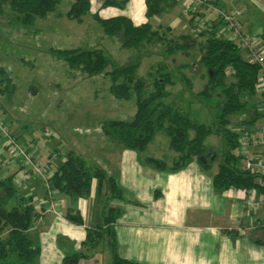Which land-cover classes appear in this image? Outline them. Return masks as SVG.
<instances>
[{
  "label": "crops",
  "instance_id": "1",
  "mask_svg": "<svg viewBox=\"0 0 264 264\" xmlns=\"http://www.w3.org/2000/svg\"><path fill=\"white\" fill-rule=\"evenodd\" d=\"M212 1L183 0V5L194 6V11L199 14L207 13L210 6L216 5L226 10L240 9L242 15L251 6L264 13V0ZM118 2L121 4V1ZM122 6L120 9L106 8V13H109L107 17L125 14L136 24L149 22L150 16L145 14V0H128L125 7ZM211 14L209 18H217ZM216 24V27H221ZM157 25L155 28L163 27ZM197 83L194 78L190 82L179 81L171 75V82L165 87L168 94L164 102L214 129V124L210 125L204 120L206 112H199L206 103L194 90ZM174 87L176 90L173 91ZM247 99L255 107L246 112V118L242 116L244 112L233 113L232 119L240 121L232 128L231 114L228 116V127L239 139L235 153L241 156L237 161L241 168L249 154L264 158V133L261 131L264 127V86L258 80L254 94L248 95ZM91 103L99 109L103 108L106 113L98 114L90 125L84 124L66 131L68 117L64 106H60L63 117L58 119L56 105L51 103V106L46 104V114H42L46 117L43 119L53 122L55 126L50 127V133L46 131L49 127L41 128L43 140L37 134L34 136V130L27 125L32 120L22 121L23 125L14 135L17 142L24 136L29 138L23 150L34 156V161L46 156L48 175L63 162L68 149H73L82 155L88 167L93 164L100 166L114 180L120 192L119 195L111 193L107 182L95 178L86 196L48 189L47 181L42 178L44 184H40L41 187L30 184L24 195L31 197L40 215L27 231L28 237L39 247V253L31 264H62L63 258L72 253L85 255L78 264H111L107 225L115 234V252L123 259L138 263L264 264V191L234 187L219 189L213 183V176L227 149L223 134L213 130L204 138L206 152L201 158L194 156L187 165L172 169L179 153L172 148L170 137L163 131H156L144 150L126 148L103 135L102 121L134 117L137 109L134 97L118 99L111 94L110 97L93 98ZM257 104L263 109L258 111ZM34 108L37 112L36 105ZM39 119L40 116L37 121ZM188 135L192 138L194 131L189 130ZM248 135L252 140L246 144ZM215 139L217 143L219 141L217 145L211 143ZM40 143H43L41 147ZM219 145L223 151L219 152V157H212ZM9 153L7 147H0V175L12 174L14 177L22 162ZM147 157L163 159L166 168L159 169L149 164ZM53 201L56 206H52ZM112 208L119 209V215L107 223L104 219L110 215ZM72 214L79 216L81 222L69 219L68 215ZM97 227L104 230L102 238L96 246L89 247L86 245L87 232Z\"/></svg>",
  "mask_w": 264,
  "mask_h": 264
},
{
  "label": "trees",
  "instance_id": "2",
  "mask_svg": "<svg viewBox=\"0 0 264 264\" xmlns=\"http://www.w3.org/2000/svg\"><path fill=\"white\" fill-rule=\"evenodd\" d=\"M59 2L60 0H0V6L9 3L13 9L21 13L19 16H13L11 22L27 26L33 22L35 16H45L53 11ZM215 2L213 0L211 3ZM105 3L120 5L117 0H106ZM174 4H176V0H146L145 14L148 17L162 14ZM205 4L207 3L205 2ZM88 10L89 0H74L67 15L79 18ZM94 17L106 35L117 36L122 40V46H132L148 41L154 35L156 36L158 30L160 34L162 32L160 27L153 29L149 22L136 24L125 14L108 17L96 14ZM167 27L169 30L170 27ZM212 27L214 26L212 25ZM207 33L209 36L201 47L200 58L204 63L203 66H207L210 71V83L222 87L224 91L214 131L223 134L227 143L223 160L217 173L213 176V183L219 189L234 187L239 189L256 188L259 191H264V185L258 182L259 177L264 180V175L259 176L237 164V161L241 159L240 154L235 153L239 146V139L228 127L230 114L246 110V104L240 96L254 94L259 76V66L247 61L239 53L233 40L224 37L218 38L214 36L213 31ZM187 35H180V41L175 43V49H171V51L187 48L190 40H183ZM156 38L159 39L158 36ZM51 51L62 58L69 68L81 70L87 76L108 75L111 80L109 90L115 98L126 100L131 97L135 98L137 109L132 119L102 121L101 130L107 139L129 149L144 150L154 133L163 131L170 137L172 148L179 153L171 166L172 169L187 165L194 156L201 158L205 154L203 141L213 131L212 127L198 123L187 114L164 102L168 94L165 87L171 82V75L168 72L164 73L166 75L154 77L153 73L149 71L148 77L152 81L151 87L148 88L145 78L135 76L139 66L137 60L125 65H116L112 58L98 47L58 48ZM228 75H231L233 80L226 83ZM189 130L194 131L192 138L188 135ZM12 156L17 159L23 158L22 156ZM146 161L159 169L166 168V162L163 159L147 157ZM23 162H25L24 158ZM94 178L100 182H107L110 192L119 195L120 192L114 180L100 166L93 164L88 167L82 155L73 149H68L63 162L47 177L46 181L48 189L54 188L71 195L86 196L90 192ZM17 187L12 174L0 175V233L7 230L5 236H0L1 264H31L39 253L38 245L28 237L27 231L40 215L36 211L31 197L18 193ZM118 215L119 209L112 208L110 215L104 221L110 223ZM68 218L81 222L80 217L75 214L68 215ZM103 232L101 227L88 230L86 245L96 246L102 238ZM106 232L109 235L111 264H145L121 258L114 250L115 234L109 225H107ZM84 256L83 253L66 255L62 264H78V261Z\"/></svg>",
  "mask_w": 264,
  "mask_h": 264
},
{
  "label": "rangeland",
  "instance_id": "3",
  "mask_svg": "<svg viewBox=\"0 0 264 264\" xmlns=\"http://www.w3.org/2000/svg\"><path fill=\"white\" fill-rule=\"evenodd\" d=\"M73 1L60 0L53 11L45 16H35L33 22L27 26L11 22L13 16H19L21 13L13 9L9 3L0 6V126L9 131L7 135H2L0 132V147H7L10 138L18 133V129L23 125L22 121L25 119L33 121L27 125L34 130V136L37 134V137L43 140L41 128L49 127L46 131L50 133V127L55 126L53 122L43 119L46 118L42 114V112L46 114V104L51 106L55 103V113L58 114V119L63 117L60 106H64L68 117L66 118L68 122L65 125L66 131H71L80 125H90L95 120L94 117L100 113H106V110L99 109L91 103V100L93 98L100 99L102 96L110 97L111 80L109 76L105 74L87 76L81 70L69 68L62 58L51 51L58 48L98 47L108 54L116 65H125L137 60L139 66L135 76L145 78L148 88L151 87L152 81L148 77L149 71L153 73L152 76L157 77L166 75L164 73H167L168 70L170 75L179 81L182 79L190 82L191 78L192 80L194 78L198 81L194 90L199 92L200 99L206 103L199 109V112L204 113L205 111L207 114L204 113V120L210 125L214 124L215 127L224 91L222 87L210 83V71L207 66H203L204 63L200 58L201 47L209 36L207 28H210V23H205L206 29L198 27L202 21L212 15L213 12L210 9L207 12L210 14H199L194 11V6H184L183 0H177L174 6L167 8V12L150 16L148 19L154 26H152L153 29H157L155 28L158 26L157 24L163 26L160 27L161 34L158 30L159 34L157 33L148 41L132 46H122V40L117 36H109L104 33L102 26L94 16L97 14L107 17L109 13H106V8L120 9L121 5L124 8L128 0H117L121 1L120 6L106 4V0H89V10L79 18L67 15ZM240 19L246 32L264 37V13L260 9L251 6L247 8L244 15H241ZM214 20L215 28L218 20ZM167 25L170 27L169 30H167ZM183 34H188L183 39L184 41L190 40L188 47L171 51V49H175V43L180 41L179 36ZM157 36L159 39L156 38ZM181 65L185 66L181 67ZM230 76H227L226 83L233 80ZM182 86L184 87V85ZM176 87L173 88V91L176 90ZM180 92L178 91V93ZM26 96L28 100H25ZM240 97L246 104V110L242 113V116L246 118V112L253 110L255 106L250 104L247 99L248 95L242 94ZM35 105L38 108L37 112L34 108ZM256 109L262 110L263 106L257 104ZM108 112L110 113V111ZM38 116L43 120L37 121ZM232 117L233 114L230 115V118L231 127L234 128L240 120L238 119L237 122L236 118L232 119ZM195 118L197 119V117ZM198 120L200 119L198 118ZM211 127L214 130L213 126ZM28 141L29 138L24 136L17 143L24 148ZM211 143L217 145L219 141L217 143L215 139ZM42 145L43 143L39 144L40 147ZM219 146L215 148L217 153L213 152L212 157H219V152L223 151ZM31 158L35 159L34 156ZM45 159L46 156L42 159L39 158V161L36 160V162L45 168ZM21 160L22 167L18 169L14 181L18 186V193L26 194L30 184L34 183L33 185L39 188L40 184L43 185L44 182L41 180V178L43 179L41 175L35 173L31 166L26 165L23 159ZM48 174L46 171L47 176H49ZM6 233L5 229L0 233V236L3 237Z\"/></svg>",
  "mask_w": 264,
  "mask_h": 264
},
{
  "label": "built area",
  "instance_id": "4",
  "mask_svg": "<svg viewBox=\"0 0 264 264\" xmlns=\"http://www.w3.org/2000/svg\"><path fill=\"white\" fill-rule=\"evenodd\" d=\"M209 9L217 17L216 20L220 28L212 27L213 19L207 18L202 21L198 27H203L206 29L205 23H210V28H207L208 31H213L214 36L221 38H228L235 42L239 53L249 62L255 63L259 66V77L258 82L264 86V37L259 35L249 34L244 30L243 24L241 22L242 11L240 9L226 10L218 6H210ZM199 18V17H198ZM214 26V25H213ZM205 27V28H204ZM264 133V127L261 129ZM1 134H9L8 129H2L0 126ZM246 144L249 143V140H252V137L249 135L246 137ZM8 149L12 155L22 156L25 159V164L33 168L35 173L41 175L43 179H47L46 167L42 168L26 151L23 150L21 146L18 145L14 137L10 138L8 143ZM244 169L252 171L259 176L264 175V158L260 155L249 154L245 159ZM258 182L261 185H264V180L259 177ZM52 206H56V202H51ZM249 206H252L251 202H248Z\"/></svg>",
  "mask_w": 264,
  "mask_h": 264
}]
</instances>
